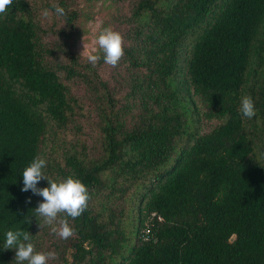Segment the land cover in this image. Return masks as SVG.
<instances>
[{"label": "trees", "instance_id": "1", "mask_svg": "<svg viewBox=\"0 0 264 264\" xmlns=\"http://www.w3.org/2000/svg\"><path fill=\"white\" fill-rule=\"evenodd\" d=\"M112 1L125 54L110 79L76 50L83 0H14L0 17V264L18 229L49 264H264V0ZM38 155L91 192L67 240L21 190Z\"/></svg>", "mask_w": 264, "mask_h": 264}, {"label": "clouds", "instance_id": "2", "mask_svg": "<svg viewBox=\"0 0 264 264\" xmlns=\"http://www.w3.org/2000/svg\"><path fill=\"white\" fill-rule=\"evenodd\" d=\"M14 0H0V17L7 15L8 9L13 5ZM55 15L63 17L66 15L65 9L53 5ZM53 15L51 9H44L42 17L50 19ZM98 46V47H97ZM84 50L81 55H85L89 63L93 66L103 59V62L112 67H116L124 56V37L111 27H103L90 45L83 43ZM98 51L103 56L97 54ZM239 113L243 118L252 119L256 116V107L253 98L245 95L241 98ZM47 161L41 156H36L30 164L23 170V192L29 190L37 196L43 198V202L33 210L36 216L42 218L40 228L48 226L52 234L62 239H69L75 235L74 228L69 220H75L87 210L91 200L89 188L76 178L69 175L67 178L53 181L44 174ZM41 180L48 182V187L38 188ZM26 203H31L29 199ZM4 250H15V264H49L50 260H55L57 254L54 251H37L32 242V235L25 230H9L5 234Z\"/></svg>", "mask_w": 264, "mask_h": 264}, {"label": "rangeland", "instance_id": "3", "mask_svg": "<svg viewBox=\"0 0 264 264\" xmlns=\"http://www.w3.org/2000/svg\"><path fill=\"white\" fill-rule=\"evenodd\" d=\"M82 10L84 13V22L81 27V33L76 43V50L81 55L84 50L83 43L90 45L91 42L98 37L99 31L103 27H111L115 31L120 32L119 23L117 21V15L119 8L113 3L112 0H83ZM98 47V46H97ZM102 52L98 51L97 54ZM82 58L87 59L85 55H81ZM103 75L105 78L110 79L114 75L113 67L108 65ZM82 95L85 107L90 113L91 124L88 130V139L91 151L96 153L100 149L101 136L95 127L96 114L90 105L89 96L84 92H80ZM209 124L206 125L203 132L208 130Z\"/></svg>", "mask_w": 264, "mask_h": 264}, {"label": "built area", "instance_id": "4", "mask_svg": "<svg viewBox=\"0 0 264 264\" xmlns=\"http://www.w3.org/2000/svg\"><path fill=\"white\" fill-rule=\"evenodd\" d=\"M149 239V235H146V240H148Z\"/></svg>", "mask_w": 264, "mask_h": 264}]
</instances>
